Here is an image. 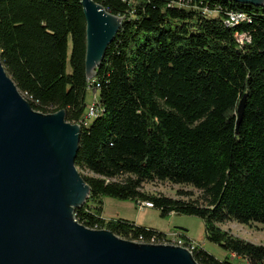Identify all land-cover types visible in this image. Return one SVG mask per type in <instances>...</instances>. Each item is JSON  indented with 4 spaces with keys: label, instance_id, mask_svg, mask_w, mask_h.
I'll use <instances>...</instances> for the list:
<instances>
[{
    "label": "trees",
    "instance_id": "trees-1",
    "mask_svg": "<svg viewBox=\"0 0 264 264\" xmlns=\"http://www.w3.org/2000/svg\"><path fill=\"white\" fill-rule=\"evenodd\" d=\"M80 1L0 0L7 73L35 110L65 109L68 121L82 122L75 164L93 175L80 171L91 194L76 219L129 240L162 238L167 233L103 217L106 197L152 201L162 216L201 218L207 239L229 254L218 258L198 244L199 264H237L230 255L264 264V245L222 226L231 220L264 224V7L230 0H95L125 19L88 81ZM231 11L246 12L252 21L227 26ZM240 34L250 41L239 42ZM89 92L102 112L85 125ZM156 180L190 184L201 199L143 190Z\"/></svg>",
    "mask_w": 264,
    "mask_h": 264
},
{
    "label": "water",
    "instance_id": "water-1",
    "mask_svg": "<svg viewBox=\"0 0 264 264\" xmlns=\"http://www.w3.org/2000/svg\"><path fill=\"white\" fill-rule=\"evenodd\" d=\"M230 1L264 7V0ZM80 3L91 81L125 17L95 0ZM81 129L65 109L35 110L0 56V264H199L185 247L136 242L76 219L91 194L75 164Z\"/></svg>",
    "mask_w": 264,
    "mask_h": 264
},
{
    "label": "rangeland",
    "instance_id": "rangeland-1",
    "mask_svg": "<svg viewBox=\"0 0 264 264\" xmlns=\"http://www.w3.org/2000/svg\"><path fill=\"white\" fill-rule=\"evenodd\" d=\"M92 93H88L87 103H91ZM53 109V108H52ZM85 175H93L87 170H79ZM119 177L117 179H121ZM143 190L150 194L166 195L178 199H201L202 191L190 184L174 183L167 181H147ZM182 192V193H181ZM192 194H188V193ZM104 215L107 219H127L141 226L151 227L171 235L184 233L196 240L205 250L218 258H224L229 254L218 245L210 242L206 237L204 222L197 216L170 213L161 215L156 208H140L139 204L130 200H120L113 197L104 199ZM223 228L230 230L234 235L241 237L254 244L264 245V224L252 222L250 224L238 221H227L222 224ZM237 264H249L235 255H230Z\"/></svg>",
    "mask_w": 264,
    "mask_h": 264
},
{
    "label": "built area",
    "instance_id": "built-area-1",
    "mask_svg": "<svg viewBox=\"0 0 264 264\" xmlns=\"http://www.w3.org/2000/svg\"><path fill=\"white\" fill-rule=\"evenodd\" d=\"M203 12L205 14H215L216 10H211L209 8H203ZM252 17L246 12H234L231 11L228 13V17L225 20L227 26L235 27L242 23L251 22ZM239 42L243 43L245 40L250 41V38L246 34L238 35ZM22 95L28 100V95ZM102 112L101 102L97 96L93 97L91 103L88 105L87 115L85 120L83 121L85 125H87L92 119L98 117V115ZM79 123V122H78ZM82 125V122L79 123ZM140 208H155L154 203L152 201H141L138 203ZM98 229V228H94ZM140 243H151V244H171L176 246H181L187 248L193 254L197 249L198 243L194 239H183L179 234H168L162 238H159L156 234H153L149 237H145L141 235L139 238L133 240Z\"/></svg>",
    "mask_w": 264,
    "mask_h": 264
},
{
    "label": "crops",
    "instance_id": "crops-1",
    "mask_svg": "<svg viewBox=\"0 0 264 264\" xmlns=\"http://www.w3.org/2000/svg\"><path fill=\"white\" fill-rule=\"evenodd\" d=\"M103 217H104V218H107V217H105L104 213H103ZM136 224H138V223H136ZM138 225H139V224H138ZM191 239H193V238H191ZM194 240H195V239H194ZM195 241H196V240H195Z\"/></svg>",
    "mask_w": 264,
    "mask_h": 264
}]
</instances>
